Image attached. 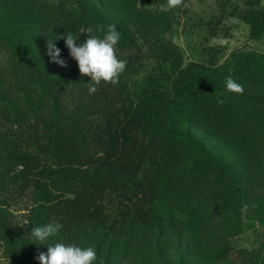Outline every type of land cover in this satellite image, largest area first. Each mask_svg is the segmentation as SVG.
Masks as SVG:
<instances>
[{"label":"trees","instance_id":"trees-1","mask_svg":"<svg viewBox=\"0 0 264 264\" xmlns=\"http://www.w3.org/2000/svg\"><path fill=\"white\" fill-rule=\"evenodd\" d=\"M187 2L0 0L7 264H40L55 243L94 247V264H264L263 241L231 243L245 214L264 224V52L226 56L212 43L227 36L229 18L248 25L249 39L264 38V0H217L199 23L197 59L194 45L187 59L174 40H194ZM108 24L121 32L116 53L127 65L117 83L90 92L62 34L82 43L81 28L102 36ZM56 38L65 66L48 55ZM228 76L243 94L226 90ZM49 222L63 227L36 245L31 228Z\"/></svg>","mask_w":264,"mask_h":264},{"label":"clouds","instance_id":"clouds-1","mask_svg":"<svg viewBox=\"0 0 264 264\" xmlns=\"http://www.w3.org/2000/svg\"><path fill=\"white\" fill-rule=\"evenodd\" d=\"M172 5H177L180 0H171ZM103 35L93 34L91 28H81L80 32H87L88 38L80 43L78 34H62L69 54L78 64L81 74L91 78L90 92H95V85L103 82L117 83L120 74L124 72L127 60L120 59L116 53V46L121 41V32L115 24H108L99 29ZM60 38V37H58ZM55 40L48 39V55L52 61L60 66H65V61L60 58L61 50L56 46ZM226 90L237 94L244 93V85L234 80L231 76L226 78ZM217 103L223 104L224 100L217 97ZM59 222H49L31 228V237L39 242L36 245L47 244L51 237H55L62 229ZM47 252H41L37 257L40 264H94L97 260V251L94 247H81L76 244L55 243L47 244Z\"/></svg>","mask_w":264,"mask_h":264},{"label":"rangeland","instance_id":"rangeland-1","mask_svg":"<svg viewBox=\"0 0 264 264\" xmlns=\"http://www.w3.org/2000/svg\"><path fill=\"white\" fill-rule=\"evenodd\" d=\"M217 0H188L186 6L189 9L187 12L189 20L194 19V40L186 38L184 34L181 33L180 37L177 36L174 40L182 47L185 51L187 59L192 58V50L194 45V59L198 58L199 47L201 41L204 38V30L200 27L199 23L201 18L209 16L216 8ZM186 15V16H187ZM182 22L185 17L182 18ZM229 30L226 33L227 36H218L212 39V43L223 45L226 47V56L228 52L233 49H248L254 48L258 51L264 52V38L261 40H252L248 38V25L243 23L239 19L229 18ZM182 25V24H181ZM181 28V27H180ZM21 204L15 207L16 218L21 222L26 221L24 216L25 210L20 208ZM242 226L244 232L231 240V243L234 247H247L251 248L258 244V242L263 241L262 230L264 224L261 225V222L251 219L247 214L243 217ZM0 264H7L6 259L2 256L0 252Z\"/></svg>","mask_w":264,"mask_h":264},{"label":"built area","instance_id":"built-area-1","mask_svg":"<svg viewBox=\"0 0 264 264\" xmlns=\"http://www.w3.org/2000/svg\"><path fill=\"white\" fill-rule=\"evenodd\" d=\"M262 234H263V240H264V228H263V230H262Z\"/></svg>","mask_w":264,"mask_h":264}]
</instances>
